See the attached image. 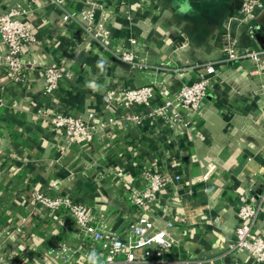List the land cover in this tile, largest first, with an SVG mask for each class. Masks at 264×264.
Returning a JSON list of instances; mask_svg holds the SVG:
<instances>
[{
  "label": "crops",
  "instance_id": "0c3cea01",
  "mask_svg": "<svg viewBox=\"0 0 264 264\" xmlns=\"http://www.w3.org/2000/svg\"><path fill=\"white\" fill-rule=\"evenodd\" d=\"M241 1L30 0L27 20L35 41L25 82L6 75L0 34V264H32L33 244L47 252L56 241L79 242L71 219L34 213L33 190L106 207L112 226L127 231L122 209L129 206L132 217L139 210L129 205L124 191L130 179L141 184L140 166L182 175L153 208L157 215L176 219L186 206L195 209L188 221L171 229L180 238L168 252L171 258L214 256L215 264H249L246 252L226 256V245L238 223L239 195L259 202L264 193V0L251 18L242 12ZM23 3L0 0V13ZM90 8H96L107 32L106 45L81 22ZM66 12L80 21H62ZM229 45L263 52L262 65L250 58L220 62ZM110 50L131 51L148 67L133 68ZM61 60L66 76L58 89L46 92L43 66ZM208 62H216L217 71L200 112L178 104L191 119L188 127L141 106V126L128 131L113 126L93 143L70 144L62 131L38 117L43 110L86 119L93 113L92 122L98 123L122 111L106 110L108 89L154 81L175 99L182 84L193 82ZM159 104L156 97L154 105ZM17 227L18 237L12 232ZM254 230L264 235V214Z\"/></svg>",
  "mask_w": 264,
  "mask_h": 264
},
{
  "label": "built area",
  "instance_id": "2783aa9c",
  "mask_svg": "<svg viewBox=\"0 0 264 264\" xmlns=\"http://www.w3.org/2000/svg\"><path fill=\"white\" fill-rule=\"evenodd\" d=\"M260 6L259 0H243L240 4L246 18L253 17ZM30 7V0H24L23 4H17L0 13L1 43L5 48L1 62L6 67L8 78L15 82H25L30 71L28 55L31 44L35 41L33 27L27 20ZM95 9L83 11L81 22L88 34L106 45L107 32L96 19ZM67 19L80 21L72 12H66L62 21ZM111 53L117 60L133 68L148 67L139 62L131 51L112 50ZM244 58H250L255 63L261 64L263 52L244 51L229 45L220 62L230 63ZM64 65L61 60L43 66L46 92L58 89L61 80L66 76ZM216 71V62L205 63L204 70L196 72L197 78L193 82L182 84L175 99L168 96L165 85L155 81L134 88H110L104 95L106 110L117 111L122 108V111L98 123L92 122L93 113L89 114L90 120L81 115L44 110L38 113V117L45 126L62 131L70 144L93 143L97 136L106 134L113 126L121 127L125 131L141 126L145 118L140 110L141 106L152 107L153 112L166 117L170 124H182L188 127L191 119L179 111L178 104L186 108L189 113L200 112ZM156 97L159 99V105H154ZM137 172L141 184L138 185L130 179L124 191L129 205L139 210V214L132 217L129 206L122 209L127 231L112 226V214L106 207L96 209L76 202L68 195H49L41 190H33L30 199L34 213L42 214L50 211L53 215L58 214L65 219H71L75 223L74 234L79 242L71 244L66 241H56L47 252H40L33 244L29 248V251L35 255L32 264L71 262L89 264L87 256L93 251L99 255L101 264H215L217 258L214 256L171 258L168 255V252L180 242V238L171 234V229L178 227L177 221L180 223L188 221L195 213V209L186 206L183 215L171 219L157 215L153 208L162 198L168 185L173 181H181L182 175L171 173L167 168L162 167L153 170L147 166H140L137 167ZM252 196L247 193L239 195L238 223L234 236L227 242L226 256L236 257L239 253L246 252L249 255V264H264V235L254 230L259 216L264 214V193L259 202H256L255 197ZM173 197L171 196L172 201H174ZM12 232L18 237L21 229L17 227ZM22 254L25 255L21 257L26 259L27 253Z\"/></svg>",
  "mask_w": 264,
  "mask_h": 264
},
{
  "label": "clouds",
  "instance_id": "9594fccd",
  "mask_svg": "<svg viewBox=\"0 0 264 264\" xmlns=\"http://www.w3.org/2000/svg\"><path fill=\"white\" fill-rule=\"evenodd\" d=\"M87 260L89 264H101L100 257L95 251L88 254Z\"/></svg>",
  "mask_w": 264,
  "mask_h": 264
}]
</instances>
